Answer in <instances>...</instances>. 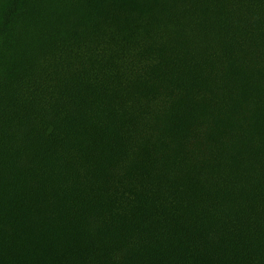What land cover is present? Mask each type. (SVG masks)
<instances>
[{
  "label": "trees",
  "instance_id": "trees-1",
  "mask_svg": "<svg viewBox=\"0 0 264 264\" xmlns=\"http://www.w3.org/2000/svg\"><path fill=\"white\" fill-rule=\"evenodd\" d=\"M0 264H264V0H0Z\"/></svg>",
  "mask_w": 264,
  "mask_h": 264
}]
</instances>
